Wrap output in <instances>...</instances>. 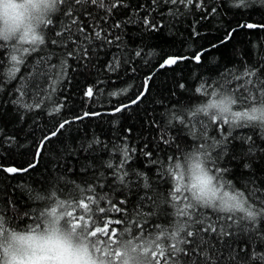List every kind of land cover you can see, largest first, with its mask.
Here are the masks:
<instances>
[{"label": "snow or ice", "instance_id": "snow-or-ice-1", "mask_svg": "<svg viewBox=\"0 0 264 264\" xmlns=\"http://www.w3.org/2000/svg\"><path fill=\"white\" fill-rule=\"evenodd\" d=\"M229 3L231 7L243 10L251 9L256 5L264 7V0H229ZM163 6H167V8L165 11L159 12V15H167L170 18H179L185 12L191 13L193 7L197 11L205 13L200 17V20L193 22L194 38L208 34L197 31L196 24L220 14L218 12L219 3L208 9L206 0H151V7L148 8L147 14L141 18L148 31L159 32L165 26L164 22L152 16L153 11ZM120 7L128 8L127 0H60L55 12L58 15L55 18L53 15L38 18V27L41 33L39 38L35 34L25 32L14 40L0 41V49H10V52L5 54L6 58H10L12 64L9 70L10 76H15L19 72V65L24 62V54L37 51L41 53L30 65L31 71L25 76H21V83L9 92V99L0 103V116L7 115L6 109L9 104L14 108L23 107L26 110L40 109L44 101L57 91L62 77L71 83V79L67 76L69 67L72 72L85 74L97 68L96 62L102 58V52L105 51L106 45H112L122 38V25L125 22H108L113 10ZM98 9L103 10L102 14L97 11ZM143 10H145V5L140 4L138 10L133 9V13L138 15V11ZM127 22L136 23L131 16ZM244 28H264V23L257 24L247 21L240 23L238 21L235 26L226 27L224 29L226 34L218 41L195 51L191 56L170 55L160 67H171L184 60H192L196 64H200L205 53L227 44L233 38V33ZM115 29H121V32L116 33ZM169 30L171 31V29ZM142 51L143 49L137 51L136 56H140ZM70 60L74 61V64H69ZM218 60V57H213L210 62H218ZM3 62L0 60V63ZM243 62L245 79L248 80L246 85L243 84V81L235 84L234 87H221L223 81L218 82L216 87L212 86L211 81H208L207 84L201 83L195 88V92L201 93L204 100L194 107H188L187 111L182 110L176 113L174 116L175 126L170 125L167 129L163 128L160 120L152 114L155 110H149L147 106H143L142 128L150 132L153 127L159 129L151 140L145 138L141 149V155L145 158V167L155 166L159 163L160 157L157 153L162 151V144L174 143L177 147L182 143L188 144V133L195 135L198 141L193 150L183 154L182 160H177L176 156L170 157L172 163L165 173L169 178L166 193L160 192L159 185L155 183V180L162 179V177L156 176L158 168H154L153 176H149L146 171L126 167L131 160L128 151H125L124 158L118 161L115 168L111 163L107 165L109 169H113L110 174L112 184L108 187L113 192L120 190L119 187H113V185H122L124 188L123 195L118 201L114 202L106 192L97 194L94 190L96 184L87 185L83 192L74 189L69 193L73 201L86 210V213L80 214V220L88 219L87 213H91L92 228L89 230L88 225L82 226L70 221H66V223H70L73 229L83 227L93 247L97 242L103 245L104 253L103 256H97L98 264H109V261L104 257H111L113 254L117 258L123 255L124 259L123 261H113L112 264H141V257L150 252V264H154L153 258L157 256V249L160 250L159 254L164 257V264H264V186H261L259 182L264 177L256 176L255 167L260 160L258 153H264V147L257 145L253 135L249 134L241 141L246 147L234 150L231 145L237 141L238 137L233 136L231 131L225 129V125L235 124L239 120L264 121V71H262L264 70V53L254 48L253 63L249 64L246 59ZM117 66L118 56L113 53L112 59L108 60L103 67L106 70H114ZM131 71L135 72L136 69L132 68ZM221 72L225 74V79L230 78L231 74L227 66L221 69ZM28 78L33 81L31 88L25 87ZM151 79L152 76L145 77L142 90L135 98L128 103L116 104L111 114L120 113L123 115L125 110H129L127 113L129 116L139 115L146 94L150 95L151 93V89L148 87V81ZM4 83L0 82V92L4 90ZM179 87L184 89L185 84L180 83ZM93 88L94 86H89L85 95L92 97L94 95ZM235 89H239V91L237 92ZM123 91L126 90H120V92ZM13 92L17 93L14 99L12 98ZM120 92H112L110 95L118 96ZM229 96L231 99L228 98ZM156 103L163 104L164 101L161 99ZM133 105L137 106L135 113L130 111ZM64 107L63 103H58L55 111L59 112ZM211 109H216V112L210 113ZM99 114L84 113V116ZM200 114H203L207 119L200 120L198 118ZM83 118V116H72L59 120L50 132L41 136L37 142L35 157L26 167L0 166V168L10 176L30 172L31 169L36 168V164L41 158V150H46L52 138L57 137L62 130L63 132L71 131V125ZM22 119L23 115H21ZM252 126L258 130L260 127H264V123ZM194 128L195 132H193ZM125 131L131 134L135 129L129 126ZM3 133L4 129L0 128L3 144L11 147L13 143H17L15 135L4 136ZM140 134L143 136V131ZM260 138L264 139V133H260ZM101 143L105 148L108 147V142H102L97 136H94L90 141H77L76 147H73L66 139V147L60 149V155L53 156V176L50 179L53 181L63 180L65 174L77 170L87 172L89 168L93 167V164L91 160L87 162L80 160L78 154L82 151L86 156L95 155V151L90 153L89 150L93 149L94 144L100 145ZM189 146L192 147L191 144ZM152 148H155L156 151L153 152ZM131 151L134 152L135 149ZM200 155L204 157L203 162L208 166L212 176L216 178L218 189L225 190V195L230 191L244 198L245 206L249 209L247 215L233 212L223 213L215 208L201 207L192 202L190 190L183 183L184 174L181 168L194 156L199 161ZM70 157L79 161L78 169ZM163 159L168 160L169 157L165 155ZM234 165L239 167L242 173H248L247 176L240 178L245 186L251 185L248 188L247 196L245 191L237 190L232 186L234 181L225 179L226 175L235 170ZM197 166L199 165L197 164ZM96 179L103 187V181H99L98 177ZM208 180L210 183L211 178L209 177ZM18 187H20V183L13 186V195ZM51 187L50 184L49 188ZM134 190L141 194L136 204L137 211L132 214L129 213L127 207L121 206L128 204V198ZM56 195V191L48 193L49 198H54ZM3 199L5 200L4 208H9L7 201L12 200V197L6 196ZM56 203L62 205V200L56 201ZM91 204L95 205L94 209L90 207ZM11 207L17 208V215L31 214L27 207L21 209L14 200H12ZM201 209H212L218 214L213 216ZM55 211V208L52 209L53 214ZM141 212L147 217L170 216L172 219L167 225L158 222L151 223L146 219L138 218ZM104 213H109V215H100ZM111 213L122 215L113 216ZM4 221L5 213L3 209H0V223ZM113 223L121 225V227L119 229L113 227L109 232L108 227ZM181 223L185 225V228L177 236L174 225ZM194 225H199V227H193ZM101 237H107V239H101ZM161 237H165V241L171 242H162ZM118 245H123V249L117 247ZM95 251L99 254L101 249L95 247ZM155 264H159L158 260Z\"/></svg>", "mask_w": 264, "mask_h": 264}, {"label": "trees", "instance_id": "trees-1", "mask_svg": "<svg viewBox=\"0 0 264 264\" xmlns=\"http://www.w3.org/2000/svg\"><path fill=\"white\" fill-rule=\"evenodd\" d=\"M128 8H117L113 10L109 17V23L115 21H124L122 25L123 33L120 41L114 42L112 45H106V49L102 52V58L97 61V68L92 69L87 74L83 72H72L69 67L67 76L71 79L61 78V83L55 93H52L49 99H46L40 109L26 110L23 107L14 108L11 104L8 105L7 115L0 116V128L4 129V136L15 135L17 143H13L11 147L3 144V136H0V166H14L24 168L30 161H33L36 152L37 142L46 132H50L57 122L65 117L83 116L82 120L76 121L71 125V131L58 134L53 137L46 150H41V158L36 164V168L30 172L9 175L0 168V209L4 210L5 221L13 227H24L34 225L39 220L40 209L47 207L48 203L53 198H49L48 193L56 191L55 201L62 200V207H65V215L67 220L80 225H88L89 230L92 228L91 213H87L89 217L86 220H80L81 213H86L82 206H78L76 202L69 196V193L74 189L83 192L87 185L96 184L95 191L97 194L106 192L113 201H118L123 195L124 188L122 185H113L119 187V191L113 192L108 186L112 184L111 172L107 165L111 163L115 165L124 158L125 151H128L131 160L126 165L129 169H140L146 171L149 176H153L154 168L159 171L156 176L162 179L155 180L159 185V191L166 193L168 188V176L165 174L169 170L172 163L170 157L176 156L177 160H182L183 154L193 150L197 138L195 135L188 133L189 143H182L177 147L174 143L162 144V151L157 153L160 157L159 163L155 166L145 167L144 157L141 155V149L145 143V138L151 140L159 131L153 127L151 132L142 128L144 116L143 106H147L149 110H155L152 114L157 117L163 128L167 129L170 125L175 126L176 121L174 116L176 113L187 111L188 107H194L204 100L201 93H196L195 88L201 83L207 84L211 81L212 86L216 87L218 82L223 81L221 87H234L235 84L243 81L246 85L248 80L245 79L244 60L249 64L253 63L254 48L264 53V28L256 29H240L233 33V38L220 48L213 49L212 52L205 53L200 64H196L192 60H184L178 62L177 65L171 67H163L160 65L168 56H191L195 51L209 44L218 41L226 33L225 28L235 26L237 22L244 21L250 23H264V7L256 5L248 10L236 9L230 6L229 0H206L208 9L214 4L219 3V15L209 17L207 20H202L195 25L197 31L207 32V35L193 37L192 27L193 22L200 20L202 13L192 8L191 13L185 12L179 18H170L167 15L160 16L159 12L165 11L167 6L152 12V16L164 22L165 26L159 32L148 31L143 23L142 17L147 14L148 8L151 7V0H127ZM144 4L145 10L138 11V15L133 13V9H139V5ZM175 7V6H173ZM102 14L103 10L98 9ZM58 13L53 14L55 18ZM131 16L136 23H129L128 18ZM171 29V31L169 30ZM50 30V29H49ZM116 33H120L121 29H115ZM97 43H99L97 41ZM27 47V45H25ZM43 47V46H41ZM140 56H136V52L140 51ZM10 52V49H0V82L4 83V90L0 92V103L9 99V92L21 83L20 77L25 76L31 71L30 65L33 63L36 56L41 55L39 51L31 54H24V62L19 65V72L15 76L9 75V70L12 66L10 58H6L5 54ZM118 56V66L114 70H106L103 66L108 60L112 59V54ZM213 57H218V62H210ZM56 62V61H54ZM69 64H74V61H69ZM225 66L229 68L230 78L225 79V74L221 72ZM234 66V67H233ZM160 67V68H159ZM135 68L136 71H131ZM264 71V70H262ZM220 73V75H217ZM147 76H152L148 81V87L151 93L146 94L145 101L141 105L139 115L129 116V110H125V114L116 113L112 115L113 107L118 103H128L134 99L139 91L142 90L144 79ZM103 81V83H100ZM180 83L185 84V88L179 87ZM33 81L28 78L25 82L26 88H31ZM89 86H94L92 97L85 95ZM121 89L126 91L120 92ZM237 92L239 89H235ZM120 92L118 96H112L110 93ZM162 94V95H161ZM17 93H12V98L16 97ZM66 97V99H64ZM163 100V104L156 103L157 100ZM27 100V98H25ZM63 103L65 105L59 112H56V105ZM137 106L133 105L132 111L135 113ZM52 113V115H49ZM84 113H100L99 115H87ZM21 115L23 119L21 120ZM200 120H206L203 114L198 117ZM244 125V126H241ZM132 126L135 131L131 134L125 129ZM225 129L231 131L233 136L238 137L231 147L234 150L245 148L246 145L241 141L246 135H253L256 144L264 147V139L260 138V133H264V127L258 130L252 124L241 122L231 125H225ZM143 131V136H141ZM196 129H193L195 132ZM211 132L212 129L210 128ZM94 136L100 138L102 142H108V147L104 144L93 145V149L89 152H96L95 155H85L82 151L78 154L80 160L85 162L91 160L93 167L87 172H79L78 170L64 175L63 180L53 181L50 178L53 176L52 165L54 163L53 156L60 155V149L66 147V139L70 141L73 147L77 146V141H90ZM127 137V139H125ZM158 139V137H157ZM171 139V136H169ZM192 145L190 147L189 145ZM151 148V145H150ZM135 149V151H131ZM155 152V148H152ZM167 155L168 160L163 157ZM260 156L259 162L255 165L256 176L264 177V153H258ZM73 163L79 168V161L75 158ZM242 163V162H241ZM235 170L226 175L225 179L234 181L233 187L237 190L245 191L247 196L248 188L251 185L245 186L241 182L242 176H247V172H243L234 165ZM57 171H60L57 169ZM103 173V175H101ZM103 181V187L100 186L96 178ZM105 177H107L105 179ZM131 178V177H129ZM261 186H264V179H260ZM20 183V187L15 189L13 195V186ZM52 185L49 188V185ZM141 193L133 191V194L128 198L126 206L129 213L134 214L138 197ZM6 196L12 197L16 205L21 209L27 207L30 215H17V208L11 207L12 200H8L9 208H4ZM64 198V199H62ZM103 204V202H102ZM95 208L94 204L90 205ZM204 212L217 215L212 209H201ZM72 214L71 216H69ZM100 215H109L104 213ZM113 216L122 214L111 213ZM141 220H148L151 223H161L167 225L172 219L170 216L147 217L143 212L138 217ZM115 227L119 229L121 225L111 224L108 231ZM193 227H199L194 225ZM99 235V234H98ZM107 239V237H101ZM161 241H165V237H161ZM97 248L101 251L99 255L103 256V245L97 242ZM115 247V246H113ZM153 258L154 264L158 260L159 264H164V257L159 254ZM166 252V247H165ZM151 255V252H150Z\"/></svg>", "mask_w": 264, "mask_h": 264}, {"label": "clouds", "instance_id": "clouds-1", "mask_svg": "<svg viewBox=\"0 0 264 264\" xmlns=\"http://www.w3.org/2000/svg\"><path fill=\"white\" fill-rule=\"evenodd\" d=\"M59 3L60 0H0V41L14 40L25 32L39 38L38 18L55 14ZM215 112L216 109L210 110V113ZM241 122L264 123L260 120H239L236 123ZM203 161L202 155L199 161L194 156L181 168L183 183L190 190L192 202L223 213L247 215L249 209L244 198L230 191L225 195V190L218 189L216 178ZM65 209L53 198L47 207L40 209L42 215L34 225L13 227L6 221L0 223V264H98L97 246L93 247L89 242L83 227L73 229L70 223H66ZM174 228L178 236L185 225L181 223ZM117 247L123 249V245ZM104 259L112 264L113 261H123L124 256L117 258L113 254ZM141 264H150V253L141 257Z\"/></svg>", "mask_w": 264, "mask_h": 264}, {"label": "water", "instance_id": "water-1", "mask_svg": "<svg viewBox=\"0 0 264 264\" xmlns=\"http://www.w3.org/2000/svg\"><path fill=\"white\" fill-rule=\"evenodd\" d=\"M165 67H168V66H165ZM160 68V67H159ZM17 174H19V173H17Z\"/></svg>", "mask_w": 264, "mask_h": 264}]
</instances>
